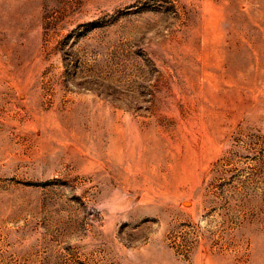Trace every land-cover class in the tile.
<instances>
[{
	"label": "rangeland",
	"instance_id": "rangeland-1",
	"mask_svg": "<svg viewBox=\"0 0 264 264\" xmlns=\"http://www.w3.org/2000/svg\"><path fill=\"white\" fill-rule=\"evenodd\" d=\"M0 264H264V0H0Z\"/></svg>",
	"mask_w": 264,
	"mask_h": 264
}]
</instances>
